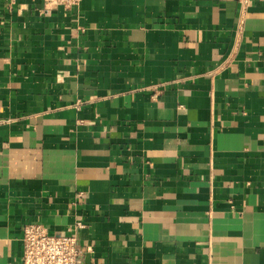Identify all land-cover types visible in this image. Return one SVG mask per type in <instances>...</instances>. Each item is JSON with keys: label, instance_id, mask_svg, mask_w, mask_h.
<instances>
[{"label": "crops", "instance_id": "0c3cea01", "mask_svg": "<svg viewBox=\"0 0 264 264\" xmlns=\"http://www.w3.org/2000/svg\"><path fill=\"white\" fill-rule=\"evenodd\" d=\"M244 1L0 0V264L30 223L78 234L84 264H264V0Z\"/></svg>", "mask_w": 264, "mask_h": 264}, {"label": "built area", "instance_id": "2783aa9c", "mask_svg": "<svg viewBox=\"0 0 264 264\" xmlns=\"http://www.w3.org/2000/svg\"><path fill=\"white\" fill-rule=\"evenodd\" d=\"M82 0H43L48 10L56 8L71 9ZM246 3V0L244 1ZM82 222L76 229L83 227ZM22 264H84V252L78 234H61L51 231L42 223L25 226L22 236Z\"/></svg>", "mask_w": 264, "mask_h": 264}]
</instances>
